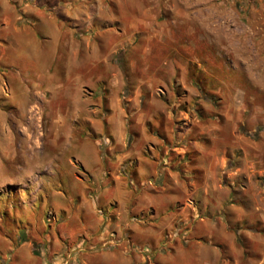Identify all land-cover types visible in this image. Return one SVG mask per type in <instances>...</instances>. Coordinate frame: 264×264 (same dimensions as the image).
I'll return each instance as SVG.
<instances>
[{
  "label": "rangeland",
  "instance_id": "374dc122",
  "mask_svg": "<svg viewBox=\"0 0 264 264\" xmlns=\"http://www.w3.org/2000/svg\"><path fill=\"white\" fill-rule=\"evenodd\" d=\"M86 1H92V6L76 10L80 17L77 32L82 35L86 34L88 28L85 18H82L87 14L99 32L126 28L127 33L133 34V26H125L124 23H133L135 13L144 20L143 26L138 28L139 32H135L139 40L121 42L125 45V53L121 51L123 44H112L105 34L101 40L92 37L91 42L88 39L79 42V50L82 48L83 53L91 52L95 62L104 59L115 70L119 65L125 68V88L122 87V74H111L118 76L115 81H120L119 89L115 92L119 100L123 97L131 131L143 130L146 121L151 122L153 127L154 120L161 119V132L165 135L166 143L172 147L167 156L170 159L173 154L176 158L184 156L186 159L185 162L177 159V163L181 161L178 176L185 174V179L196 182L207 178L212 187L211 179L216 182L217 190L214 193L212 188L206 193L198 190V186H189V193L177 204L181 216L179 220L175 218L173 226L161 232V242L173 238L176 241L192 240L194 242L188 247L189 250L183 253L192 255L195 242L201 241L205 249L199 251L207 262L217 263L216 260L221 257L228 264H261L264 239L260 234L264 225V135L258 134L259 130L264 131V110L254 107L252 93L258 91L257 94L262 96V88L264 91V52L256 54L252 48L255 39L264 34V24L261 22L264 21V3L263 6L257 5L258 10L256 8L253 13L247 14L259 18V24L233 27L238 36L246 31L255 39L230 45L229 38L224 36L227 30L230 31L229 26L213 25L209 18L203 19L204 23L194 19L187 28V21L181 19V9L185 7L183 0H170V5H158L156 0H114L116 3L113 2L111 7L107 6L106 0ZM234 3L249 7L258 4V0H234ZM215 34H223L222 39L218 35L216 38L219 40L213 39ZM89 43L90 49L87 48ZM220 46L228 50L220 49ZM108 49L117 51L109 56ZM255 86L259 89H255ZM91 91L93 89L86 92L89 98H93ZM0 104L3 106L0 120V233H7L16 241H30L37 253L40 247L38 241L44 232L42 227L51 232V223L55 219L53 229L57 234V225L66 215L65 209L70 207L72 211L74 198L70 197L84 191L96 206L90 207L86 218L82 213L75 215L80 230L74 233L81 235L85 231V219H90L97 226L104 223L113 209L107 203L109 197L122 191L124 185H109L106 182L103 173L105 163L99 161L97 150L90 146L67 147L69 138L64 130L56 139L57 145H54V121L49 120L44 105H38L34 96L25 97L18 92L11 97L1 98ZM89 105L87 107L90 109L96 107L95 104ZM79 107L88 111L84 105ZM124 109H120L122 113ZM149 113H153L152 116ZM138 118L142 125L137 123ZM83 123L78 121V124H73L77 127L72 132L81 131ZM88 139L91 141L90 137ZM100 140L99 150L106 155L107 151L112 150V139L104 136ZM145 142V147L150 149V140ZM109 155L112 156L111 153ZM142 156L148 159V156ZM130 160L119 164L118 174L125 171ZM145 171L149 172V167ZM77 176L84 178L83 183L78 182ZM166 183L169 191H178L177 187H170L169 180ZM148 186L149 183L145 182L142 189L146 190ZM70 192L74 194L70 195ZM166 195L170 196V201H164L163 211L168 213L175 208V203L171 201L172 193ZM149 196L150 200L161 198L148 190L143 192L140 201L146 202ZM206 196L209 199L221 196L220 213L225 220L216 237L201 230L195 231L194 228L196 221L193 213L201 205L194 204L193 200L201 203ZM123 198L128 209L130 197L127 200L126 196ZM52 203H55L56 214L50 208ZM183 206H187L184 211ZM202 209L205 208L202 206ZM253 210L256 211L255 215ZM240 214L242 218L238 219ZM208 215L213 217L211 212ZM186 218L189 219L187 222ZM225 223L230 226L224 227ZM234 226L243 230L234 233ZM127 234L124 240L114 239L111 243L129 256L139 253L143 264H161L155 258L159 260L160 252H170L169 244L154 249L146 238L138 242ZM107 239L101 241L100 245H85L84 251L109 249L107 245L111 240ZM154 252L157 253L156 257ZM190 262L197 261L192 258Z\"/></svg>",
  "mask_w": 264,
  "mask_h": 264
},
{
  "label": "crops",
  "instance_id": "0c3cea01",
  "mask_svg": "<svg viewBox=\"0 0 264 264\" xmlns=\"http://www.w3.org/2000/svg\"><path fill=\"white\" fill-rule=\"evenodd\" d=\"M156 1L158 5H162L169 4L170 0ZM113 2L116 3L114 0H106L107 6L110 7L113 6ZM183 3L185 7L181 9V19L187 21V28L195 20L204 23L203 19L209 18L213 25L229 26L230 31L227 30L224 36L229 38L231 45V43L235 44L238 41L255 39L249 36L246 31L238 36L233 27L240 24H247V26L259 24L257 21L259 18L247 14L248 12L249 14L253 13L256 8L258 10L257 5L259 4L263 6L264 0H258V4H252L249 7L243 4L236 5L234 0H183ZM89 5L92 6V1L0 0V99L11 97L18 92L25 97H36V103L38 105L42 103L44 110H47L49 120L54 121L52 134L54 145H57L56 139L64 130L67 131L66 135L69 138L67 147H94L98 152L99 161L105 163L103 173L106 182L109 185L123 184L124 189L118 194L114 193L113 197H109L107 203L109 202L113 209L108 213L107 220L97 226L95 223H91L90 219H85L86 229L81 235L74 233L80 230L79 225L75 222V215L82 213L86 218V213L90 207L96 205L92 203L86 191L70 197V199L74 198L72 211L70 207L65 209L66 215L60 219V223L57 225V234L53 229L56 224L55 219L51 223V232L44 230V226L42 227L44 232L42 231L43 234L38 241L40 247L37 249V253L30 241H16V238L9 237L7 233H0V264H143L139 253L129 256L111 243L114 239L117 241L124 240V235H128L127 233L138 242L144 241L142 239L146 238L148 244L152 245L154 249L163 248L164 244H169L167 247L170 252L167 254L160 252L158 254L159 260L156 257L157 253L154 252L156 262L159 261L161 264H226L227 261L221 257L216 260L217 263L214 261L207 262L203 258L202 252L199 251L205 249L201 241L195 242L193 246L195 250H193L192 255L183 254L184 251L189 250L188 247L194 242L192 240L176 241L173 238L168 242H161V232L167 227L173 226L175 218L178 217L179 220L181 214H179L177 204L189 193V186H198V190L202 189L206 193H209L210 188H212L214 193L217 190L216 182L211 179L212 187L207 178L198 182L190 181L189 178L183 177L185 174L181 176L182 181L179 180L180 176H178L177 170L181 161L177 163V159L180 160L181 158L183 162L186 159L184 156L176 158L173 154H171L170 159L167 156V154L170 155L172 147L166 143L165 135L161 132V119L160 121L155 119L153 127H151V122L146 121V127L143 130L131 131L128 115L123 105V97L121 96L119 100L115 92L116 89H119L120 81L118 79L115 81L114 79L118 76L115 77L111 74H122V87L125 88L123 75L125 68L119 65L115 70L110 66L109 61L104 59L95 62L91 52L85 53L84 51L83 53L82 48L79 50V42L85 39L91 42L93 41L92 37L101 40L103 34L112 44H123L121 42H125L127 39L135 42L140 39L135 37V32H139L138 28L143 26L144 20L142 17L138 18L135 13L133 14V23L130 21L124 23L125 26L126 24L133 26V29L131 28L133 34L127 33L126 28L122 30L110 28L99 32V28L93 27V23L91 24L87 14L86 17L83 16L82 18H85L88 28H86V34L83 33L84 35H82L77 32L76 25L80 17L76 10L83 7L87 8ZM173 6L172 4L171 7ZM244 13L245 15H243ZM261 22L263 25L264 21ZM250 33L253 34V32ZM217 35L221 40L223 34H215L213 39H217ZM263 36L264 34L261 37ZM261 37L255 39L252 48L256 54L264 52V37ZM124 46V44L121 45L123 52L125 51ZM83 47L86 48V46ZM88 47L90 49V43L87 45ZM220 47V49L228 50L225 46ZM116 51L108 49L107 55H114ZM220 55L222 56V54ZM88 89H93L90 94L94 99L86 96ZM255 89L259 88L255 86ZM257 93L258 91L252 93V103L255 108L261 107L264 110L263 88L261 90L262 96ZM104 95L106 96L105 99H103ZM43 96L46 97L41 99ZM89 104H95L96 107L90 109L87 107L90 106ZM82 105L87 107V112L79 107ZM1 108L3 106L0 104V120L2 119ZM122 108L125 110L123 113L120 110ZM149 114L152 116L153 113ZM159 115L162 117L160 113ZM78 121H84L81 125L82 130L79 132L76 130L77 132L73 133L72 130L77 127L73 124H78ZM136 121L141 124L139 118ZM259 131L258 136L264 135L263 130ZM104 136H110L113 142L112 150L107 151L106 155L100 152L98 145V140L102 142L100 139ZM89 137L91 141L86 140ZM147 140L151 142L150 149L145 147ZM182 151L184 150L182 149ZM110 153L112 156L109 155ZM142 155L148 156V159L145 160ZM129 159H131L128 162L129 166L127 164L125 171H120L118 174L119 164ZM146 167H149V172L145 171ZM27 168H29L28 165ZM210 169L212 168L210 167ZM76 179L79 180V183L84 181L82 177ZM168 180L171 183L170 187L175 186L178 191H169L166 183ZM145 182L150 185L146 190L142 189ZM113 190L114 188L110 191ZM148 190L149 193L156 194L157 197L161 198L158 200L154 197L150 200L149 196L146 202H141L143 192H148ZM135 192L139 194H135ZM167 193H172L171 201L175 203V208L168 213L163 211L164 201L170 199V196L166 195ZM69 194L74 193L70 192ZM123 196H126V200L128 196L130 197L128 209ZM251 196L255 199L253 195ZM209 198L206 196L207 200L205 199L201 203L193 200L194 204L201 205L193 213L196 221L194 228L195 231L201 230L203 233H209L216 237L217 232L221 231L222 222L225 220L220 213V209H222L220 207L221 196ZM186 205L188 206V204ZM50 206L56 214L55 203ZM187 206H183V211L187 209ZM195 206L197 207V205ZM202 206L205 209H202ZM210 212L213 213L212 218L208 215ZM246 212L248 211L246 210ZM215 213L219 214L214 215ZM255 214L256 211H254ZM241 215L237 218L241 219ZM262 215L264 220V214ZM188 220L186 218L185 222ZM263 220L260 219V221ZM229 226L228 223L224 225V227ZM233 230L236 233V231L241 232L243 229L234 226ZM249 231L252 230L249 229ZM260 234L264 237V225ZM107 238L111 240L107 245L109 249L84 251L85 245H100L101 241H105ZM230 246L235 248L233 244ZM218 247L220 248V246ZM261 253L262 258L259 263L264 264V239ZM66 257H69L67 261H65ZM192 258L197 262H190Z\"/></svg>",
  "mask_w": 264,
  "mask_h": 264
}]
</instances>
